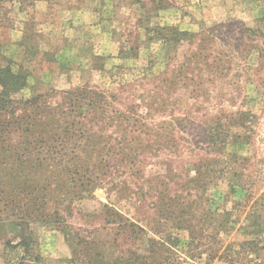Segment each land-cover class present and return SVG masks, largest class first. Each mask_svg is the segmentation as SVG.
I'll list each match as a JSON object with an SVG mask.
<instances>
[{
  "label": "rangeland",
  "instance_id": "rangeland-1",
  "mask_svg": "<svg viewBox=\"0 0 264 264\" xmlns=\"http://www.w3.org/2000/svg\"><path fill=\"white\" fill-rule=\"evenodd\" d=\"M6 6L0 69L25 80L12 99L48 94L55 103L87 86L143 123L129 136L140 161L133 173L110 162L109 177L72 202L67 223L91 249L57 225L19 222L0 202V264H91L90 253L108 264L129 249L152 255L145 264H264V0ZM18 139L11 131L1 145ZM8 154L0 151L4 190L2 180L15 184ZM168 196L179 204L164 223L157 212ZM126 219L147 235L122 233Z\"/></svg>",
  "mask_w": 264,
  "mask_h": 264
},
{
  "label": "trees",
  "instance_id": "trees-1",
  "mask_svg": "<svg viewBox=\"0 0 264 264\" xmlns=\"http://www.w3.org/2000/svg\"><path fill=\"white\" fill-rule=\"evenodd\" d=\"M29 1L0 0V20L7 19L9 8L6 2L14 5ZM0 74V109H7L9 116V119L0 121V151H13L5 158L10 159L8 171L12 172L8 177L15 183L10 187L7 179L2 180L5 186V190L0 188L2 210L11 212L21 223L39 220L57 225L65 229V234L75 238V244H84V248L91 249V242L87 243L86 237L72 231L67 223V217L72 214V202L91 193L99 185L96 182L102 178L100 176L106 173L109 177L110 162L120 161L125 170L133 173L136 162L140 161L129 136L143 122L133 113L128 115L111 107L110 101L87 86L63 92L55 103L46 99L48 94L12 99L11 92H18L24 86V76L13 72L10 67L1 68ZM17 110L22 114H16ZM113 125L119 136L108 131ZM11 131L18 134L16 145L13 148L1 145ZM3 164L8 163L2 161ZM167 200L171 204L161 205L157 212L164 223L173 217L179 204L173 206L170 196ZM124 226L128 229L123 228L121 232L130 238L141 233L147 235L146 229L127 219ZM148 241H151L149 252H154L158 242L152 237ZM244 244L247 246L249 242ZM88 256L87 263L98 264L96 255L90 253ZM151 257L129 249L126 254L114 256L113 261L107 263L145 264Z\"/></svg>",
  "mask_w": 264,
  "mask_h": 264
}]
</instances>
